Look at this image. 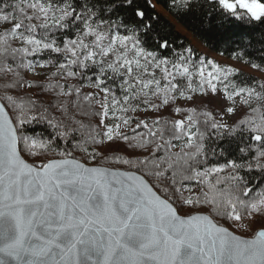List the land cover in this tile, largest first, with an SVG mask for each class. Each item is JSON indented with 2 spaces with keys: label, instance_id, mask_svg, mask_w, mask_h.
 I'll list each match as a JSON object with an SVG mask.
<instances>
[{
  "label": "snow or ice",
  "instance_id": "snow-or-ice-1",
  "mask_svg": "<svg viewBox=\"0 0 264 264\" xmlns=\"http://www.w3.org/2000/svg\"><path fill=\"white\" fill-rule=\"evenodd\" d=\"M125 2L132 4V0ZM187 2L190 4V0ZM209 2L229 19L264 21V0ZM118 6L106 0H82L79 7L74 0H3L0 4V23L11 24L0 32V73L11 72L18 78L5 83V92L0 95L14 113L10 115L5 104L0 103V264H264V190L249 197L253 188L237 171H251L253 167L264 171V165L259 163L264 149L253 157L255 165L230 160L226 165L200 167L206 165L208 156L201 124L208 126L211 121L210 127L219 138H223L221 129H228V135L235 136L245 128L218 123L209 112L200 114L205 117L201 121L195 109H188L190 114L185 120H176L167 129L171 134L167 140L165 129L158 127L159 120L151 126L139 120L131 129L132 135L121 130L122 125L128 127L132 123L127 113L139 108L134 102L141 97L161 96L163 105L176 99L170 95L172 92L191 99L174 82L178 76L187 80L188 91L197 90L193 78L198 77L199 90L207 87L215 95L219 84L233 105L239 97L240 103L248 107L253 99L264 105V84L258 85L261 91L247 84L238 85L229 79L236 70L221 69L214 61L203 58L196 64L191 48L185 50L187 56L181 54L169 68L167 58L157 61L154 53L141 46L135 26L126 28L127 34L120 32L121 27H126L122 18L110 17ZM101 12L109 18L104 19ZM135 15L143 20L145 13L137 9ZM67 30L75 33L74 38L65 36L61 43L53 35ZM13 40L20 41L21 46L13 47ZM161 47H167V42ZM45 51L62 59L44 63L27 59ZM10 57L20 60L15 69L7 63ZM37 67H55L52 76L64 79L83 78L88 70H97L94 87L104 93L102 111L94 113L100 117L99 125L90 127L86 137H72V150L54 147L55 138L29 133L25 126L34 122L47 121L54 129L61 126L46 115L47 108L34 114L38 105L31 97L17 99L7 92L26 85L43 87L45 91L59 88L57 95L71 96L75 92L79 97L80 89L75 85L65 88L49 82L42 86L24 80L16 71L23 68L35 72ZM252 67L260 66L253 63ZM154 69L163 73V87L155 78ZM117 77L122 78V101L110 87L103 86L106 78ZM92 95L84 96V100L91 101ZM142 102L149 104L148 99ZM235 111L234 106L226 108L228 114ZM252 111H260V106ZM106 119L114 123H106ZM239 125L246 126L251 140L264 145V114L259 122L243 119ZM80 127L85 125L81 123ZM141 128L146 131L137 132ZM70 136V131L56 132L65 144ZM174 140L181 141V152L166 151L165 156L158 157L162 148L177 146L172 143ZM121 141L133 150L147 151L153 144L155 147L147 155L132 157L120 155L117 149L109 154L100 150ZM73 151L83 153L89 162L100 158L101 163L88 166L76 159ZM52 153L61 158H43ZM108 164L126 169L103 166ZM226 168L233 169V173L221 176ZM186 181H194L202 188L206 185L208 191L195 197L185 196V190L192 191ZM200 206L209 211L193 210ZM245 218L249 223H243ZM227 222L249 235H237L224 226Z\"/></svg>",
  "mask_w": 264,
  "mask_h": 264
},
{
  "label": "trees",
  "instance_id": "trees-1",
  "mask_svg": "<svg viewBox=\"0 0 264 264\" xmlns=\"http://www.w3.org/2000/svg\"><path fill=\"white\" fill-rule=\"evenodd\" d=\"M8 2L12 3L14 0H8ZM102 2H104V0H102ZM106 2L119 5L110 13V17L113 20L122 18L123 25L126 27H121L120 32L122 34H127L126 28H132L135 26V28L138 29L141 46L144 47L147 52L154 53L157 61L167 58L170 62L169 68L171 63L179 61L181 54L185 56L188 55L185 51L188 48L192 49L194 63H199L201 59L200 55H198L195 49L189 44L188 40L175 29L173 25L174 23L195 39L207 51L251 68H254L252 67L253 63L257 64L260 67L254 69L264 73V21H237L229 19L219 11L214 10L215 6L210 3L209 0H190V4L187 0H175V2L174 0H132L131 5H128L125 0H106ZM2 3L3 0H0V4ZM80 3H82V0H74V4L77 7H79ZM154 5L159 7L160 10L171 20H168L164 15L157 12ZM137 9L145 13L143 20L135 15ZM5 11H11V9H5ZM101 16L104 19L109 18V15H106L103 12H101ZM4 25V28L3 26L0 27V32L11 27L10 23H4ZM145 25H148V27L145 28ZM53 35H55L58 38V41L62 43L65 36L74 38L75 33L72 30H67L64 34L54 32ZM164 42H167V47H161ZM11 43L13 47L21 46V43L18 40H13ZM240 54H242V57ZM27 59L32 60L33 63H44L50 59L55 62L56 60L62 59V57L49 51H45L41 54L30 56ZM19 62V58L14 61L11 57L7 61V63L11 64L14 69ZM161 67H163V65ZM223 69H227V67H223ZM42 70L44 71V75L41 78L29 79L27 77L28 70L23 68L16 69V71L21 73L24 80L34 84L43 86L47 85L49 82L53 84L59 83L65 85V88L69 85H75L80 89L79 97L76 96L75 92H73L71 96L57 95L60 91L59 88L45 91L43 87L28 88L26 85L24 87L18 86L13 89H7V92L17 99L20 97H31L38 105L34 114H38L39 112H42L44 108H47L48 111L46 115L52 119L54 123L61 126L59 129H54L48 125L47 121H41L39 123L34 122L31 125L25 126L29 133H41L42 138H55L53 140L54 147L58 146L60 149L67 147L68 150H72V137H75L78 140L82 137H86L90 127L99 125L100 117L94 115V113L102 111L101 106L98 105L95 97V95L101 93L100 89L94 87L97 70L95 68L88 70L83 74V78L76 77L69 79H64L60 76L53 77L52 73L56 71L55 67H45L42 68ZM152 70L153 69L150 68V71ZM154 71L155 78L160 79L161 87H163L166 83L163 79V73L160 69H154ZM109 75H111V73H109ZM88 77H91L92 79L89 80ZM17 79L18 78L11 72L7 73V75L0 73V95H3L5 92V89L3 88L5 83H12ZM121 79L122 78L119 77L113 79L106 78V84L103 86L110 87L112 92L115 93V96L122 101L125 93H123L119 87ZM229 79L241 86L247 84L256 87L257 91H261L258 85L264 84V80L242 70H236V74L230 76ZM174 82L180 85L181 90H185V86H187L188 83L185 78L179 76ZM220 87L222 86L220 85ZM209 91L210 89H207V87H205L203 91L199 90L201 96L198 102H194V100L190 101L191 99H182L177 92H172L170 95L175 96L176 99L174 101L170 100L167 105L162 104L161 96L149 95L148 97H141L139 101L134 102L139 104V108H137L135 112L130 111L127 113L128 116L132 117V123L128 127L122 125L121 130L132 135L131 129L135 128L136 123L139 120L146 121L150 126L154 120H159L160 124L158 127L165 129L164 140H167L171 135L167 129L172 127V122L176 120H185L187 115L190 114L186 110L195 109L197 118L201 121L205 119V117L200 114L209 112L212 114V117L216 122L227 124L229 127L237 126L239 128H245V131L242 133L237 132L235 136H229L228 129H221L220 132L223 134V138H219V134L216 130L210 127L211 121H209L208 126L201 124V131H203L207 137L205 143L208 148V156L206 165L202 164L200 167L226 165L230 160H234L238 164L251 162L255 165L257 161L254 160L253 157L257 156L259 150L264 149V145L251 140V133L247 132L246 126L239 125V121L249 119L259 122V117L264 114V105H261L260 102L253 99L251 107H248L242 105L240 103V98L236 97V116L229 123H223L218 105L215 103L214 98ZM89 93L93 94L91 101L84 100V96ZM144 99H148L149 104H144L142 102ZM110 100L111 97H109V101ZM0 102L5 104L10 115H14L7 101L0 100ZM151 104H157L160 105V107L152 108L150 107ZM40 105H43V107H39ZM258 106H260V111L253 112L252 108ZM176 108H180L182 111L177 113L175 111ZM64 109H66V111ZM145 109L147 110L145 111ZM117 115H120V113L117 112ZM108 120L110 119H106L105 122L107 123ZM81 123L85 125L84 128L80 127ZM57 131L71 132L67 144H65V141L61 138L56 137ZM141 131L146 130L143 128L137 129V132ZM164 140H157L156 142L163 144ZM172 143L177 146L170 149L162 148L161 151L157 153V156H165L166 151L170 153L181 152L179 146L181 141L174 140ZM154 147L155 145L153 144L149 146L147 151L143 149L133 150L126 148L121 141L118 144H109L100 150L104 151L105 154H109L111 150L117 149L120 155L132 157L137 155H147L148 152H151L154 149ZM213 149L215 150L214 152ZM241 149H244V151L242 152ZM185 151H187V149H185ZM73 156L86 164L101 163L100 158H98L97 161L89 162V160L85 158V155L79 151H73ZM43 158L61 157L52 153ZM25 159L29 158L25 156ZM29 162H31V160ZM259 163L264 165V157L260 158ZM103 166L126 169V166L123 165L108 164ZM237 171H239L240 176L243 177V181L246 182L247 186L253 188V192L249 194V197L255 196L256 192L259 190H264V171L258 170L255 167H253L251 171H247L244 168H240ZM230 173H233V169L226 168L225 172L220 175L227 176ZM212 179L214 182V177ZM185 183L192 185L191 192L184 191L185 196L195 197L202 191H208L206 185L202 188L201 186L196 185L194 181H186ZM243 186L244 184L242 183L241 187ZM249 197H246L245 199H248ZM193 210L207 213L209 208L200 206ZM213 218L219 219L215 216ZM246 221H248L247 218H245L243 222ZM220 222L224 223L222 220ZM224 226L229 227V229L235 232L242 231L241 229H238L233 222H227ZM245 235H249V233Z\"/></svg>",
  "mask_w": 264,
  "mask_h": 264
},
{
  "label": "rangeland",
  "instance_id": "rangeland-1",
  "mask_svg": "<svg viewBox=\"0 0 264 264\" xmlns=\"http://www.w3.org/2000/svg\"><path fill=\"white\" fill-rule=\"evenodd\" d=\"M154 7H155V10H157V12L161 13L162 15H164L168 20H171L163 11L160 10L159 7H157L156 5H154ZM173 25H174L175 29L182 36H184L188 40L189 44L195 49V51L198 53V55H200L201 58H203L205 60L214 61L217 65H219L221 67V69H223V67H227V68H231V69L242 70L244 72H247L249 74H252V75L264 80V73H261V72L255 70L254 68L248 67V66H246L244 64L237 63L235 61L223 58V57H221L219 55H216V54H213V53L207 51L202 45H200L189 34L184 32L180 27L176 26V24H174V23H173ZM2 26L4 28V26H5L4 23H0V27H2ZM197 64H199V63H197ZM43 75H44V71L40 67H37L35 69V72L27 71V77L29 79H33V78L38 79V78H41ZM145 78H149V77H145ZM213 82L215 83V81H213ZM193 87L197 88V90L196 91H188L187 90V86H185L186 95L187 96H191V100L190 101L194 100V102H198L199 99H200V96H201V94L199 93V90H198V77H194L193 78ZM217 88H218V91H217V93L215 95L212 94L211 91H209V93L213 96L215 103L218 105V108H219L220 113H221L222 122L223 123H229L236 116V113H237V102L235 103V105H233L232 102L228 101L224 97L223 88L220 87L219 84L217 85ZM95 97L97 99L98 105L101 106V104L104 102V93L101 92L100 94L95 95ZM182 99H186V98H182ZM229 106H234L235 107L236 111H235L234 114H228L226 112V108L229 107ZM107 123L111 124V123H114V121L112 119H110V120H108ZM243 223H249V221H246V222H243ZM242 231H240V232L233 231V232H235L238 235L247 236V235H245V234H247V232H242Z\"/></svg>",
  "mask_w": 264,
  "mask_h": 264
},
{
  "label": "water",
  "instance_id": "water-1",
  "mask_svg": "<svg viewBox=\"0 0 264 264\" xmlns=\"http://www.w3.org/2000/svg\"><path fill=\"white\" fill-rule=\"evenodd\" d=\"M1 103V102H0ZM56 159H59V158H56ZM88 166H93V164H88ZM238 235V234H237Z\"/></svg>",
  "mask_w": 264,
  "mask_h": 264
}]
</instances>
